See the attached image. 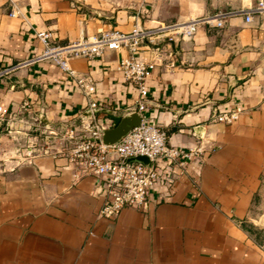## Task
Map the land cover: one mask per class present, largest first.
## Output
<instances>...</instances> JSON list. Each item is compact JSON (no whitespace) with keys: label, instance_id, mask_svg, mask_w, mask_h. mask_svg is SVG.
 Returning <instances> with one entry per match:
<instances>
[{"label":"crops","instance_id":"1","mask_svg":"<svg viewBox=\"0 0 264 264\" xmlns=\"http://www.w3.org/2000/svg\"><path fill=\"white\" fill-rule=\"evenodd\" d=\"M13 1L22 15L11 17L9 0H0V68L40 52L34 29L66 43L106 29L242 11L257 0ZM125 53L71 60L95 82L93 114L103 131L136 113V87L116 68ZM135 56L155 63L144 117L167 130L170 144H200L203 153L175 173L160 164L146 214L124 208L100 218L95 176L75 177L66 157L2 162L5 151L40 148L46 136L89 115V96L53 63L16 69L0 79V103L16 114L0 120V264H264L262 239L247 228L264 202V12L250 22L235 13L222 27L201 25L190 40L144 41ZM25 101L30 110L20 113ZM236 107L234 123L213 120Z\"/></svg>","mask_w":264,"mask_h":264},{"label":"built area","instance_id":"2","mask_svg":"<svg viewBox=\"0 0 264 264\" xmlns=\"http://www.w3.org/2000/svg\"><path fill=\"white\" fill-rule=\"evenodd\" d=\"M9 3L8 13L11 17L22 15L15 1L9 0ZM263 12L264 0H257L253 6L242 11H218L215 14L188 21L162 23L155 28L143 29L135 25L128 32L106 29L79 36L66 43L54 40L50 30L34 29V35L42 45L40 52L14 65L0 68V79L8 77L20 67L41 61L51 62L64 75L72 78L82 93L89 96V115L83 116L78 124L61 126V129L54 132L50 138L46 136L40 148L28 145L5 151L2 153V162L4 163L5 159H11L18 165L29 162L37 155L66 157L75 169V177L79 178L87 174L95 176L96 190L103 198L102 205L97 211L98 217L113 219L124 208L135 209L146 214L152 206L150 191L159 178L160 164L164 163L170 169V173H175L176 169L185 166L186 160L199 158L204 149L200 144L184 150L170 144L167 130L144 117L142 112L148 102L146 81L155 63L140 60L136 58L135 53L144 41L156 44L163 39L174 42L190 40L201 25L222 27L225 21L235 13H243L245 21L250 22L254 13ZM106 49H125L126 53L117 61L116 68L122 73L125 81L136 87L138 100L135 111L140 116L138 125L111 144L102 141L103 128L97 123L93 114L98 109L97 101L92 97L96 94L95 82L91 76L78 73L71 66V60L75 58L95 59L100 57ZM155 49L158 50V48ZM29 110L28 102L25 101L20 105V113H27ZM241 112V107L220 111L213 115V120L232 124ZM15 116V113L9 112L0 103V120ZM193 134L195 135V132ZM33 138L38 137L35 135ZM137 157H145L147 162Z\"/></svg>","mask_w":264,"mask_h":264},{"label":"water","instance_id":"3","mask_svg":"<svg viewBox=\"0 0 264 264\" xmlns=\"http://www.w3.org/2000/svg\"><path fill=\"white\" fill-rule=\"evenodd\" d=\"M139 122L140 116L138 113H135L133 117H125L120 122L117 121V125L113 128L103 131L102 141L106 144L118 141L132 127L138 125ZM137 159L147 162L145 157H137Z\"/></svg>","mask_w":264,"mask_h":264},{"label":"rangeland","instance_id":"4","mask_svg":"<svg viewBox=\"0 0 264 264\" xmlns=\"http://www.w3.org/2000/svg\"><path fill=\"white\" fill-rule=\"evenodd\" d=\"M247 224L249 225L247 228H250L252 233H255L257 237L259 236L262 239L261 246L264 248V202L260 208L252 211Z\"/></svg>","mask_w":264,"mask_h":264}]
</instances>
